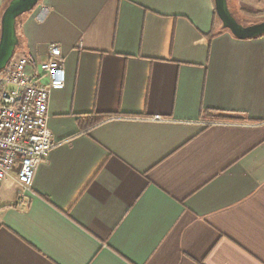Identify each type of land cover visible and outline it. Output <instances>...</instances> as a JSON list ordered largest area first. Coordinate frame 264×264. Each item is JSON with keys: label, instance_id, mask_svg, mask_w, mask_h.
Instances as JSON below:
<instances>
[{"label": "crops", "instance_id": "1", "mask_svg": "<svg viewBox=\"0 0 264 264\" xmlns=\"http://www.w3.org/2000/svg\"><path fill=\"white\" fill-rule=\"evenodd\" d=\"M21 30L30 72L61 48L66 86L27 203L4 187L0 264H264V37L214 0H42Z\"/></svg>", "mask_w": 264, "mask_h": 264}, {"label": "built area", "instance_id": "2", "mask_svg": "<svg viewBox=\"0 0 264 264\" xmlns=\"http://www.w3.org/2000/svg\"><path fill=\"white\" fill-rule=\"evenodd\" d=\"M32 65L28 57L15 54L0 72V198L14 179L19 205L27 203L40 166L57 146L48 126L49 103L51 94L66 86L65 61L57 44L49 46L41 74L30 72Z\"/></svg>", "mask_w": 264, "mask_h": 264}, {"label": "water", "instance_id": "3", "mask_svg": "<svg viewBox=\"0 0 264 264\" xmlns=\"http://www.w3.org/2000/svg\"><path fill=\"white\" fill-rule=\"evenodd\" d=\"M41 0H12L5 9L1 20L0 72L4 71L14 58L21 42L17 32L18 19L31 13ZM217 17L223 28L239 40L264 37V21L244 26L238 22L230 10L228 0H214Z\"/></svg>", "mask_w": 264, "mask_h": 264}, {"label": "rangeland", "instance_id": "4", "mask_svg": "<svg viewBox=\"0 0 264 264\" xmlns=\"http://www.w3.org/2000/svg\"><path fill=\"white\" fill-rule=\"evenodd\" d=\"M228 2H229L230 10L232 11V13L234 14L235 18L238 20V22L240 24H242L244 26H249V25L258 24V23H261V22L264 21V17H256L255 18V17L249 16L248 14L244 13L243 11H240V9L235 5L236 3H234L232 0H228ZM257 8L258 9L259 8L263 9V5L260 4V6H259V3H258V7ZM27 21H28V14L20 17L18 19V22H17V32H18V36H19L21 45H23V42H24V40L22 38L23 36H22V32H21L22 31L21 27H23V25H26ZM20 47L17 49L16 54L28 57L26 55V49H23V48H20Z\"/></svg>", "mask_w": 264, "mask_h": 264}, {"label": "trees", "instance_id": "5", "mask_svg": "<svg viewBox=\"0 0 264 264\" xmlns=\"http://www.w3.org/2000/svg\"><path fill=\"white\" fill-rule=\"evenodd\" d=\"M259 4H262L264 6V0H256ZM244 13L248 14L249 16L251 17H264V9L258 13H250V12H245L243 11ZM216 18L219 20V18L217 17V14H216ZM215 114V112H212V111H206L204 112V117L206 118H212ZM108 118H110L109 116H96L94 118V120L91 122V125L90 127L94 126V125H97V124H100L102 123L103 121L107 120ZM240 119L238 118H234V117H231V116H223L222 114H219V117L217 119V121H228V122H233V121H239Z\"/></svg>", "mask_w": 264, "mask_h": 264}]
</instances>
